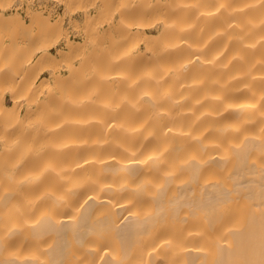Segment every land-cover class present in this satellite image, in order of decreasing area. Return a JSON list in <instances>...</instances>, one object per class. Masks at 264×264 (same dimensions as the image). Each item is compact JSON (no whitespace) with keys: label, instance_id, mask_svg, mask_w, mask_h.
I'll list each match as a JSON object with an SVG mask.
<instances>
[{"label":"bare ground","instance_id":"6f19581e","mask_svg":"<svg viewBox=\"0 0 264 264\" xmlns=\"http://www.w3.org/2000/svg\"><path fill=\"white\" fill-rule=\"evenodd\" d=\"M156 2L159 33L123 16L121 41L143 50L90 94L4 76L42 62L57 76L67 53L8 19L0 264H264V0Z\"/></svg>","mask_w":264,"mask_h":264},{"label":"rangeland","instance_id":"374dc122","mask_svg":"<svg viewBox=\"0 0 264 264\" xmlns=\"http://www.w3.org/2000/svg\"><path fill=\"white\" fill-rule=\"evenodd\" d=\"M158 1L0 0V10H6V14L0 18V52L5 54L10 52L13 41L20 35L15 24L8 20L15 14L25 19L24 31L27 32L31 27L42 31L43 35L38 42L40 45L52 51L65 48L67 52L66 56L56 64L57 76L46 69V62L26 65L23 68L13 64L12 67L4 69V76L14 80L13 84L21 86L24 83L23 79L29 78L27 71H30L32 79L37 84H41L45 92L51 90V92L59 91L60 94L70 95L77 90V87L83 86L82 88H86L83 89L84 93L90 94V88L100 83L99 72L103 68L122 70L120 60L138 55L140 50H143L144 40L138 43H135L134 38L121 41L124 33L119 28L120 19L124 16L135 31L138 29V24H141L151 36L156 35L161 29L159 27L162 26L160 21L163 20L159 21L155 18L158 14L155 17L153 15V3ZM167 1L169 4L171 0H165ZM146 5L149 7L145 8ZM122 6L129 8L126 15L121 12ZM160 6L165 5L160 3ZM100 7L105 8V13L100 18L101 23L96 24L92 19ZM88 13H91L90 18L87 16ZM110 14L114 15L112 20L111 18L108 20ZM28 15L34 18V23L30 22ZM68 44L74 45L73 50L69 51V48H66ZM5 97L10 100V93L6 92Z\"/></svg>","mask_w":264,"mask_h":264}]
</instances>
